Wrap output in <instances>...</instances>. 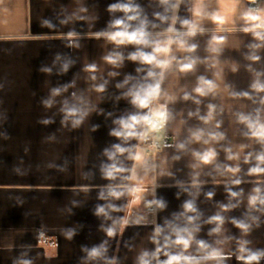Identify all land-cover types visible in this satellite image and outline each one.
<instances>
[{"label": "crops", "instance_id": "crops-1", "mask_svg": "<svg viewBox=\"0 0 264 264\" xmlns=\"http://www.w3.org/2000/svg\"><path fill=\"white\" fill-rule=\"evenodd\" d=\"M114 2L116 0H0V264H15L20 259H30L33 264H86L81 246L90 248L103 241L107 242L108 259L114 257L117 264H136L141 251L155 248L150 240L155 225L172 220L173 214L182 212L184 201L189 199L195 200L201 213L196 239L206 240L230 254L225 264H240L235 259L239 255V241H249L248 247L253 250L264 249V212H249L248 208L252 188L257 185L264 188V174L247 175L255 160L244 163L248 153L255 154L264 150V146L244 135L247 129L237 123L236 117V113L255 114V109L261 105L233 96V92L251 91L255 73L247 66L251 64L255 71H264V48L257 52L260 61L246 59L253 38L236 29L241 23L240 13L249 6L264 7V0H257L256 4L251 0H202L208 12H218L224 18L223 24L213 23L207 17H194L191 9L200 0H183L177 12L179 18L193 19L206 30L186 38L197 45L195 52H186L174 44L170 55L177 59L198 57V62L192 71L182 73L174 61L166 72L161 95L153 105L166 104L171 113L159 132L163 140L161 150L155 157H149L147 147L140 144L141 161L130 160L127 153L124 154L120 162L126 171L109 181L102 177L100 165L107 162L103 150L120 142L109 135L114 127L112 121L136 111L129 100L121 96L127 89H118L116 84L127 75L137 79L144 75L136 72L140 65L135 62L125 60L123 66L115 68L102 59L109 51L118 50L127 56L134 50L132 46L115 49L114 45L93 35L106 28L112 18L107 6ZM137 2L158 25L150 30L160 33L159 38L163 39L171 21L161 23L154 17L155 12H163L159 0ZM45 20L54 27L44 26ZM176 27L181 28L179 21ZM70 32L76 33L71 46ZM213 36L226 39L217 43ZM217 48L220 50L213 51ZM57 54L75 62L67 73L58 74L60 62L53 63ZM91 63L97 65L95 73L84 71ZM42 67L52 68V73H42ZM112 72L119 75L112 76L109 74ZM92 75L95 80L91 79ZM200 76L212 80L216 89L214 95L198 97L201 103L197 105L192 100H184L183 96L185 92L195 95L192 90ZM105 80L108 81L105 91L97 92L95 85ZM65 84L71 85L67 92L56 97L51 108H44L40 101L48 98L50 89ZM73 92L83 95L91 109L84 123L76 129L70 124H61L62 102L65 98L72 100ZM209 103L217 106L214 119L209 123L188 115L197 108L201 116L206 115ZM260 115L264 120V111ZM44 118L54 122L39 123ZM218 121L220 127L216 128ZM93 125L99 128L92 131ZM198 128L206 133L222 132L224 138L210 140L208 144L203 140L189 142L190 130ZM182 142L186 147L178 150L176 145ZM137 143L131 140L126 146ZM228 148L239 158L228 160L225 151ZM207 149H215L217 153L212 163L203 164L193 156L194 151L202 153ZM177 156L179 159H175ZM225 166H239L240 171L233 175ZM237 178L242 183L233 185L231 181ZM109 183L119 186L125 195L118 200H100L101 188ZM129 185L136 189L131 194L126 191ZM226 187L233 191L243 189L238 198L239 206L228 211L221 207L230 201ZM208 192L214 193L211 199L207 197ZM161 197L167 202L165 209L152 203ZM108 203L120 209L110 213L111 219L94 214L96 205ZM231 203L237 201L232 199ZM217 214L224 217V223L219 233L210 235L209 230L216 224L206 221ZM249 216L260 219L259 226L253 223L247 233L232 223L233 219L252 223ZM176 223L183 226L186 221L180 217ZM101 225L114 227L115 234L109 237ZM69 228L76 231L72 239L66 235ZM187 254L198 256L201 253L193 243ZM260 264H264V260Z\"/></svg>", "mask_w": 264, "mask_h": 264}, {"label": "clouds", "instance_id": "clouds-1", "mask_svg": "<svg viewBox=\"0 0 264 264\" xmlns=\"http://www.w3.org/2000/svg\"><path fill=\"white\" fill-rule=\"evenodd\" d=\"M183 0H159V4L163 8V12H155L153 15L156 20L161 23L168 24L165 30L164 38L160 39V33H154L150 29L155 28L158 25L148 18L144 8L137 2V0H116L107 6V11L112 14V18L107 23L105 29L95 32L93 35L96 39H103L110 44L114 45L115 49H119L122 46H132L134 50L129 52L125 56L121 51L113 50L109 51L102 57L105 63L119 68L123 66L125 60L135 62L139 67L136 68L137 73L143 72L144 75L137 79L132 75L125 76L124 80L116 84L118 89L127 90L121 93V96L127 98L130 104L136 109V111L129 112L126 115H121L112 121L114 127L109 130V135L116 138L118 143H113L111 147L103 150V155L107 158V162H101L100 172L105 180H115L120 173L126 171L121 166L120 157L127 153V158L133 161H141L143 152L140 149V144L147 142L154 133L161 130L168 120L171 113L168 110L166 104H160L153 106L154 102L158 100L161 95V85L164 82L167 70L172 66L175 61V65L180 72L192 71L197 62L198 57L185 56L183 59H177L175 56H171L170 52L172 45H177L179 48L186 52H195L197 45L195 43H189L187 37H195L198 33H203L206 29L201 26L200 23L193 19L185 18L180 19L177 15L178 9ZM252 4H256L257 0H251ZM194 17H207L213 23L223 24L225 20L218 12H208L203 5L202 0L191 9ZM116 13L121 15L116 16ZM171 13V15H169ZM241 21L238 31L250 34L253 38V42L248 45L250 51L246 54V59L257 62L261 60V56L257 52L264 48V7H246L239 15ZM181 26L180 29L176 27L177 22ZM64 21H62L63 23ZM44 26L49 28L54 27L50 21L45 20ZM181 29H184L181 31ZM76 37V33L70 32L68 39L71 41ZM217 43H222L226 37L213 36L212 38ZM150 49V50H149ZM220 49H213V51H219ZM60 62V69L58 74L67 73L69 68L75 63L71 59L62 58L60 54H57L53 63ZM249 71L255 73V78L250 84L251 91L233 92V96L244 97L252 100L253 103H259L261 107L255 109L253 113H236L237 123L243 124L247 131L244 132L245 136L255 139L258 143L264 146V120L261 119L260 113L264 111V71H255L252 65L248 66ZM42 73L51 74L52 68L42 67L40 68ZM84 71L89 73H95L97 71V65L91 63L85 66ZM112 76L119 75L118 72L109 73ZM92 80H95V75L91 76ZM108 81L95 85L97 92L103 93L106 89ZM71 85L65 84L50 89L48 98L40 101L41 105L48 109L55 103V98L61 96L67 92ZM216 89L215 83L200 76L196 87L192 90V93L185 92L183 99L192 100L195 104L199 105L201 100L198 97H207L214 95ZM255 93V96L253 95ZM258 97V99H257ZM120 97H117L119 99ZM217 106L209 103L207 105L206 115L201 116L199 114V108L195 112L190 111L188 115L196 116L205 124L214 119ZM89 102L83 95L77 96L75 92L72 93V100L65 98L62 102L60 111L62 113L61 124L64 126L71 125L72 129L79 128L90 113ZM111 116V113H108ZM54 121L51 118H44L39 121L43 125H49ZM221 122L216 123V128L220 127ZM99 125H93L92 131H96ZM189 142L194 140L208 144L210 140L219 141L224 138L222 132H208L204 129L198 128L196 130H190ZM205 135L208 139H204ZM136 140L137 145L126 146L129 141ZM178 150H183L186 147L184 142L176 145ZM136 148V151H133ZM228 160L238 159L237 154H233L231 149H225ZM215 149H207L204 152H193V156L203 164H210L216 158ZM179 159V156L175 157ZM255 160V164L250 166L247 170L249 176H260L264 174V150H261L255 154L248 153L244 157V163H251ZM228 172L235 175L240 171L239 166L230 167L225 166ZM233 185H240L241 179L237 178L231 181ZM134 185L126 187L128 194L135 191ZM187 191V189H185ZM226 191L230 198L228 204L221 205L224 211H228L231 208L239 206V197L243 194V189L240 191H233L231 188L226 187ZM125 195V191L121 190L119 186L109 183L103 186L99 192L98 198L100 200H118ZM213 192H208L207 197L211 199ZM179 196V193H177ZM235 199L237 203H231V200ZM152 203L159 209H165L167 202L161 197L158 200H154ZM183 211L180 213H174L172 220H165L164 223L156 224L153 228L152 235L150 237L151 242L155 245L154 250H143L137 258L136 264H207V262H214V264H225V261L231 258L230 254H226L222 249L214 247L203 239H196V233L200 231L199 221L201 213L199 212L195 200L189 199L184 201L182 205ZM248 208L249 212L252 210L264 212V188L259 185L252 188L251 193L248 196ZM120 211V209L112 203L96 205L95 215L103 216L106 219H111V212ZM183 217L186 223L181 226L176 223V220ZM252 223H248L245 220L233 219L232 223L242 232L247 233L250 231L252 224L259 226L258 216H249ZM206 223H215L216 227L209 230V234L219 233L224 223V217L222 215H214L206 221ZM115 224V221H114ZM101 228L106 234L111 237L115 234V228L109 226ZM66 235L68 239H72L76 235L74 229H67ZM106 241L101 242L98 245L92 247L81 246V251L86 255L84 257L85 262L103 260L105 264H117L116 259L113 257L108 259ZM193 243L196 244L197 250L201 253L198 256L187 254ZM249 241H239L238 252L239 255L235 257L240 264H260L261 260H264V249H256L248 247ZM173 249H177L173 251ZM163 255V259L161 256ZM15 264H33L30 259H20Z\"/></svg>", "mask_w": 264, "mask_h": 264}, {"label": "built area", "instance_id": "built-area-1", "mask_svg": "<svg viewBox=\"0 0 264 264\" xmlns=\"http://www.w3.org/2000/svg\"><path fill=\"white\" fill-rule=\"evenodd\" d=\"M159 132L160 130L154 133L147 142L143 143L147 147L146 155L149 157H155L162 148L163 140L159 136Z\"/></svg>", "mask_w": 264, "mask_h": 264}]
</instances>
